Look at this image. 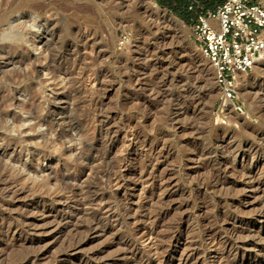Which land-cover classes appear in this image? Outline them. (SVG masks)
Listing matches in <instances>:
<instances>
[{
  "label": "rangeland",
  "instance_id": "1",
  "mask_svg": "<svg viewBox=\"0 0 264 264\" xmlns=\"http://www.w3.org/2000/svg\"><path fill=\"white\" fill-rule=\"evenodd\" d=\"M11 31L31 41L13 46L3 38ZM124 31L130 41L119 48ZM246 77L247 113L217 118L214 67L193 42L190 25L158 0H0L1 172L19 187L57 199L66 187L56 178L68 174L78 152L102 157L112 139L110 158L82 180L99 182L98 174L125 157L132 179L119 194L104 187L126 203L117 204L115 227L68 253L73 231L56 234L49 220L39 219L51 201L33 205L30 193L0 192V264H22L28 251L46 248L43 258L28 264H148L147 251L123 256L122 247L152 224L158 244L172 238L167 264H182L189 254L188 264H264L263 194L250 187L264 176V62ZM28 117L18 130L17 122ZM68 120L75 129L60 139ZM251 150L261 156L255 167ZM144 165L158 175L155 187L138 179ZM249 167L253 177L245 173ZM23 219L40 234L16 240L9 225L21 226ZM221 223L236 229L233 247H222L227 233ZM175 227L180 231L172 236ZM31 237L44 241L36 247Z\"/></svg>",
  "mask_w": 264,
  "mask_h": 264
},
{
  "label": "bare ground",
  "instance_id": "2",
  "mask_svg": "<svg viewBox=\"0 0 264 264\" xmlns=\"http://www.w3.org/2000/svg\"><path fill=\"white\" fill-rule=\"evenodd\" d=\"M36 25L37 24L35 23V21H32V23L29 26L35 27ZM15 26L17 27V25H15ZM20 34L21 33L19 31H16L15 33H13L12 31L6 32V33H4L3 38L12 39L13 40V43H12L13 46H16L19 41H22L25 44L26 43L28 44L29 41H31L29 37L20 38ZM259 62H264V58H262ZM241 77H242V82L244 83V81H246V78H247L246 74L243 73L241 75ZM29 119H30V117L21 118L17 122L18 124H16L15 127H17L18 130H20L22 127L26 126V122H29V121H27ZM28 128L30 130H36V125L29 123ZM72 129H75V124L71 120L68 122V124L65 127L61 128V130L58 132L59 133L58 138H60V139L63 138ZM49 130L50 131L53 130V124L52 123L49 124ZM22 131H24V130H22ZM37 134H39L38 130H37ZM41 135L42 134L40 133V136ZM30 138H31V136H30ZM41 138H42V136H41ZM48 141H49V139H48ZM112 141L113 140L111 139L108 146H107L108 149H107L106 153L102 157H97L95 155L96 159L94 157L89 156V155L86 156L85 151L83 149L82 150L79 149L80 152H78V155L75 157L74 163L70 167L68 174L66 176H64L63 178L57 177V176H56L57 178L55 177L56 179L62 180V182L64 183V186L66 187V192H65L64 196L57 198V199L56 198L53 199V197H52V199H47L39 193L40 191L38 192L39 194L36 193V191H34V188H33L34 186L33 187H31V186L30 187L29 186L22 187L20 185V187H19L18 182H17L18 180L12 179V177L11 178L9 177L10 175L7 176V174H5L4 172L3 173L1 172L3 156L0 154V192L2 193L3 196H7L9 194H14L16 192L30 193L31 194L30 200L33 202V205L40 203V202L46 203V202L51 201L52 203L51 202L48 203L49 205L47 206L46 210H43L40 212V217H39L40 221H43V223H44V221L49 220V223L52 225L51 229H53L56 232V234L61 233L64 230H72L73 234H72L71 238L69 237L70 238L69 239V246L65 249V252L68 253L72 250H76L80 246L84 245L85 243H87L90 240H92L93 238H95L98 234L107 233L109 230H111L112 228L115 227L116 222L119 220L118 219L119 214H117V212H116V208L119 207V206H117V204H121L125 200L120 199L122 202L120 201L118 203L117 199H119V198L113 199V197L108 196L107 191L104 187L107 186L108 189L110 188L112 191L114 189L115 190L114 193L116 192V194H119L120 190H122V189L126 190V188H128L130 185H132L129 182L132 179L128 180V178H131L129 174H128L129 177L127 178V169H128L129 164H130V161L125 156H124L125 158L122 161L118 159L119 161H121V163L119 164L118 167H115V166L111 167L110 166L108 169L103 170V173H101L100 175L98 174L99 182L94 181L92 178L91 179L93 180V182H87V181L82 180L84 178V176H86L88 179V176H90V174L93 172V170H95L94 168H96L97 166H100L101 160H106V159L110 158L109 155L111 154V151L115 148ZM36 146L38 148H40L41 144L36 143ZM130 146H132V145H130V144L127 145L125 147L124 151L130 150ZM85 150H86V148H85ZM251 152L253 153V156H254V157L251 156L254 158L253 167H255L256 162L259 161L261 156L259 154L255 153L254 150H251ZM125 154H128V153L126 152ZM246 155H248V154H246ZM250 155H251V153H249L248 156H250ZM101 164H102V162H101ZM145 167L147 170L148 165L147 166L144 165L142 167V169L144 170ZM253 167L252 168L249 167L250 169L247 168L248 171L245 172L246 174H249V176H251V177H253V171H254ZM147 171L146 172H145V170L141 171L142 173L139 171L141 174H139L140 176L138 179L140 180L142 185H145V187H146V185L150 186V187H155L156 186L155 180L158 179L157 178L158 175H154L155 173L152 175L151 173H148L150 171H148V172ZM217 175L218 174H216V176ZM135 177H137V176H135ZM98 178L96 177V179H98ZM47 179H46V181H44L42 183L41 186H44L47 184V181H48ZM252 179H254V178H252ZM250 187H253L254 189L256 188V189L261 190V192L263 194V199L261 201L262 205H263L262 206L263 207L262 212H263L264 211V176H261V178H259V179H254L250 183ZM124 204H126V203L124 202ZM126 213L129 216L131 215V212H129V211H127ZM131 216L133 217V219L136 217L135 215H131ZM224 216H226V215H224ZM230 217L232 218V215H230ZM135 219H137V218H135ZM229 219H230L229 217H224L221 220H223V222L224 221L227 222ZM26 222H27V219H23L21 226L18 224V225L11 227V225H9L10 226L9 229L10 230L13 229V231H14V235L16 236V238H15L16 240L22 239L20 237H22V235L24 233H26V234L30 233V235L32 234L34 236L36 234H38V235L40 234L39 231H35L36 229L33 230V229L29 228L28 225L26 226L25 225ZM14 223H16V222H14ZM14 223H13V225H14ZM152 226L155 227V225H153V224H152ZM152 226L150 227L151 229L149 227H148L149 229L143 228L141 230L142 233H141V236L139 238L136 237V238L127 239L126 241H124L123 242L124 247H122L123 248L122 255L125 256L127 251L132 252V253H135L137 251H143V252L147 251L148 256H149L147 258L148 264H167L169 262V260L171 259V256L169 254V250L173 244L172 238L170 241L167 240L169 242H167V244H165V245L158 244L157 243L158 240L156 241L154 239L155 237H153V233H152L153 227ZM220 229L227 233L226 238L223 239V243H221L222 247L226 248L227 246L229 247V245L233 247L236 229L229 231L230 228L229 229H227V227L225 228V226H223L222 223L220 225ZM179 231H180V228L175 227V230H173V232H172V234H173L172 236H176L177 232H179ZM237 233H238V231H237ZM147 235H149L148 236V241H149L148 243L145 241L146 240L145 236H147ZM29 241L31 244L36 246V245H40L44 241V239H41L40 237H31L29 239ZM251 241L255 242L256 240L253 239ZM159 242H160V240H159ZM162 242L164 243V240ZM248 242H249V240L244 242L243 245L245 246V243L247 245ZM235 245H236V243H235ZM236 246H238V245H236ZM38 250L39 251H33L31 253H28L29 252L28 251L27 254L23 258L21 257L22 258V264H28L29 262H37L39 259H41V257L43 258L44 255H46V252L48 249L46 248V249H41V250L38 249ZM223 250H225V249H223ZM259 251L262 254H264V244H261ZM199 252H202V251H199ZM192 254H196L195 251H193ZM192 257L193 256L189 254L187 256L182 257L180 261L182 264H188V263H190V259ZM120 259H122V258L117 257V260H120Z\"/></svg>",
  "mask_w": 264,
  "mask_h": 264
},
{
  "label": "built area",
  "instance_id": "3",
  "mask_svg": "<svg viewBox=\"0 0 264 264\" xmlns=\"http://www.w3.org/2000/svg\"><path fill=\"white\" fill-rule=\"evenodd\" d=\"M188 8L192 40L215 70L220 90L217 118L246 114L241 75L249 74L264 58V0H216L211 7L202 0H191ZM129 41L130 33L124 31L119 48Z\"/></svg>",
  "mask_w": 264,
  "mask_h": 264
},
{
  "label": "trees",
  "instance_id": "4",
  "mask_svg": "<svg viewBox=\"0 0 264 264\" xmlns=\"http://www.w3.org/2000/svg\"><path fill=\"white\" fill-rule=\"evenodd\" d=\"M162 6L171 10L176 16L189 24L192 12L189 10L188 5L191 0H158ZM203 3L211 7L216 0H202Z\"/></svg>",
  "mask_w": 264,
  "mask_h": 264
},
{
  "label": "water",
  "instance_id": "5",
  "mask_svg": "<svg viewBox=\"0 0 264 264\" xmlns=\"http://www.w3.org/2000/svg\"><path fill=\"white\" fill-rule=\"evenodd\" d=\"M159 12L162 13V14L165 13V11H164L163 9H160ZM168 16H169V17H172V15H171L170 13H168ZM178 18H179V17H178ZM179 19H180V18H179ZM174 20H175L176 23L178 22L176 19H174Z\"/></svg>",
  "mask_w": 264,
  "mask_h": 264
}]
</instances>
